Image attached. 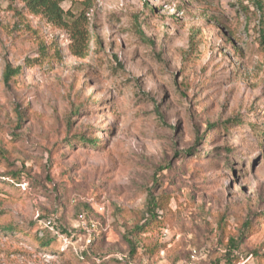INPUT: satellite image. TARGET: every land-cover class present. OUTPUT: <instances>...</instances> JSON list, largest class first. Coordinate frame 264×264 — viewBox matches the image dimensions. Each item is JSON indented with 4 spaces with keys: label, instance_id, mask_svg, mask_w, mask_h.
Here are the masks:
<instances>
[{
    "label": "rangeland",
    "instance_id": "374dc122",
    "mask_svg": "<svg viewBox=\"0 0 264 264\" xmlns=\"http://www.w3.org/2000/svg\"><path fill=\"white\" fill-rule=\"evenodd\" d=\"M60 7L85 16L82 57L0 0V264H264V0ZM151 197L162 227L129 237ZM49 217L75 234L45 251Z\"/></svg>",
    "mask_w": 264,
    "mask_h": 264
},
{
    "label": "trees",
    "instance_id": "16d2710c",
    "mask_svg": "<svg viewBox=\"0 0 264 264\" xmlns=\"http://www.w3.org/2000/svg\"><path fill=\"white\" fill-rule=\"evenodd\" d=\"M64 0H25L27 7L31 9L32 11H39L44 14V16L47 18V20L55 25L58 26H64L66 27L72 38V51L74 55L82 57L87 53L88 50V39L89 34L88 30L85 26V16L83 14L79 15L77 18H74L68 12H64L62 8L60 7V3ZM258 8H262V3L257 1L256 2ZM261 40L264 42V28L260 32ZM20 68L19 67H11L9 64L5 65L2 80L4 84H8L10 79L16 75L19 74ZM91 142V141H90ZM89 142V143H90ZM149 207H148V215L146 216L145 220L141 224L135 225L129 232L127 233L129 237L136 238L137 236H140L142 234H145L152 229H154V226L162 227L160 224L161 215L163 214L160 206H156L153 198L151 197L149 199ZM264 218V215L262 216ZM50 221L51 222V228L45 227L44 222ZM42 223V226L37 225V235L39 236L38 241V249H48L59 237H61L63 234H66L68 236H73L75 234L74 231L67 230V228L64 225H61L56 222V220L53 217H49L44 220ZM8 229V227H7ZM99 237V236H97ZM94 238V237H93ZM101 238V237H100ZM99 239V238H97ZM96 238L93 239V243ZM231 241V246L234 247L235 241ZM128 245L131 249V253L135 251V247L131 240H127ZM67 247V246H66ZM46 251V250H45ZM227 261V260H226Z\"/></svg>",
    "mask_w": 264,
    "mask_h": 264
},
{
    "label": "built area",
    "instance_id": "2783aa9c",
    "mask_svg": "<svg viewBox=\"0 0 264 264\" xmlns=\"http://www.w3.org/2000/svg\"><path fill=\"white\" fill-rule=\"evenodd\" d=\"M79 221L83 222L82 216H79ZM44 226L48 227V228H51V222L50 221L44 222ZM85 242H86V244H90L91 243L90 234L86 238ZM197 261H198V255H197L196 250L193 249L190 252L189 259L184 264H197Z\"/></svg>",
    "mask_w": 264,
    "mask_h": 264
}]
</instances>
